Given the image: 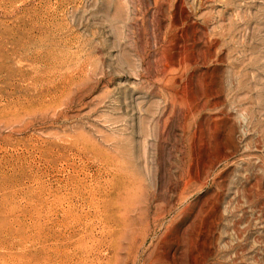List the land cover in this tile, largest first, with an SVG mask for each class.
Listing matches in <instances>:
<instances>
[{"label":"rangeland","instance_id":"374dc122","mask_svg":"<svg viewBox=\"0 0 264 264\" xmlns=\"http://www.w3.org/2000/svg\"><path fill=\"white\" fill-rule=\"evenodd\" d=\"M0 264H264V0H0Z\"/></svg>","mask_w":264,"mask_h":264}]
</instances>
